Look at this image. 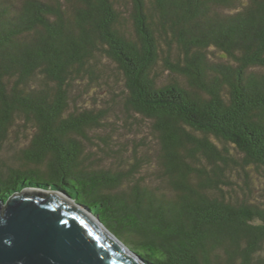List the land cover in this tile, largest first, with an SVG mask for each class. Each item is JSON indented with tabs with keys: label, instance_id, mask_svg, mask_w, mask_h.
<instances>
[{
	"label": "trees",
	"instance_id": "trees-1",
	"mask_svg": "<svg viewBox=\"0 0 264 264\" xmlns=\"http://www.w3.org/2000/svg\"><path fill=\"white\" fill-rule=\"evenodd\" d=\"M26 187L146 264H264V0H0V200Z\"/></svg>",
	"mask_w": 264,
	"mask_h": 264
},
{
	"label": "water",
	"instance_id": "water-1",
	"mask_svg": "<svg viewBox=\"0 0 264 264\" xmlns=\"http://www.w3.org/2000/svg\"><path fill=\"white\" fill-rule=\"evenodd\" d=\"M0 264H146L71 195L26 187L0 200Z\"/></svg>",
	"mask_w": 264,
	"mask_h": 264
},
{
	"label": "rangeland",
	"instance_id": "rangeland-1",
	"mask_svg": "<svg viewBox=\"0 0 264 264\" xmlns=\"http://www.w3.org/2000/svg\"><path fill=\"white\" fill-rule=\"evenodd\" d=\"M19 133V132H18ZM18 135V134H17ZM141 136V135H140ZM148 137H150V136H148ZM19 140H17V144H20V142H22L23 141V137H21V136H19V138H18ZM10 140H12V142H14L16 139H15V137H14V134H12L11 135V137H10ZM139 149H140V152H141V150H143V149H145V147L142 145V146H140L139 147ZM131 150H132V146H127L126 147V152H125V155H131ZM147 151H149L150 153H152V155H153V158L155 157L154 155H155V153H153V149L152 148H148L147 149ZM107 159H109L108 157H107ZM106 159V160H107ZM155 159V158H154ZM154 159H153V161H154ZM154 164V163H153ZM35 188H39V187H35ZM41 189V188H40ZM95 215V214H94ZM104 226V225H103ZM105 227V226H104ZM106 228V227H105Z\"/></svg>",
	"mask_w": 264,
	"mask_h": 264
},
{
	"label": "bare ground",
	"instance_id": "bare-ground-1",
	"mask_svg": "<svg viewBox=\"0 0 264 264\" xmlns=\"http://www.w3.org/2000/svg\"><path fill=\"white\" fill-rule=\"evenodd\" d=\"M98 217V216H97ZM98 219H99V217H98ZM100 220V219H99ZM101 222V221H100ZM101 225L103 226V224L101 223Z\"/></svg>",
	"mask_w": 264,
	"mask_h": 264
}]
</instances>
